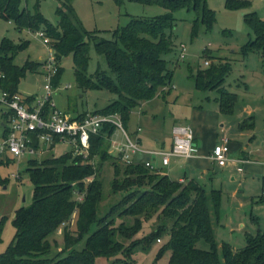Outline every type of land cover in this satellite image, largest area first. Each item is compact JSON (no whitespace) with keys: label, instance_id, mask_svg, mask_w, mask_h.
Segmentation results:
<instances>
[{"label":"trees","instance_id":"obj_1","mask_svg":"<svg viewBox=\"0 0 264 264\" xmlns=\"http://www.w3.org/2000/svg\"><path fill=\"white\" fill-rule=\"evenodd\" d=\"M129 1L158 4L167 11L150 18L131 17L124 26L113 31V40L96 41L95 50L105 57L108 72L97 71L90 77L86 69L89 50L87 40L91 33L82 27L68 1H61V6L57 7L56 25L44 19L39 11L38 0L32 13L21 6V0H0V18L14 22L18 29L31 31L38 30L39 25L44 24L42 31L51 39L58 63L52 86H58L62 72L60 63L70 55L74 78L80 89L106 90L116 96L105 108L92 113H116L127 130L126 124L132 109L159 95L158 90L170 84L172 72L164 56L173 47L171 33L166 34V30L171 32L174 25L173 12L185 8L196 13L191 27L193 35L199 24L205 30H210L215 21L214 12L207 7L206 0ZM247 4L246 0L225 2L229 9ZM244 20L254 37L241 47L240 53L245 57L258 52L264 58V20L255 12L246 13ZM26 45L27 42L13 44L5 38L0 43V70L5 74L2 86L9 95L18 93L17 83L27 71L35 72L41 66L40 62L28 60L22 66L13 63L14 56ZM230 68L229 62L211 63L191 75L196 89L218 91L222 111L228 110L234 100V94L222 86ZM31 99L32 96H28V100ZM84 113L77 116L81 117ZM113 133L114 128L105 125L99 134L91 135L85 158L73 155L70 151L58 157L47 155L40 160H27L26 172L33 186L32 201L28 206L15 210L12 220L15 234L7 250L0 254V264H95L97 256L115 257L120 251L129 255L137 246L136 242L132 241L125 248L117 236L131 238L132 235H127L126 231L133 229V234L136 233L141 218L148 219L154 214L163 216L166 221L163 220L157 226L149 240H158V236L164 232L169 236L156 259L169 252L167 264H221V258L224 264H264V230L260 229L254 235H247L242 248L233 249L230 244L223 242L220 255L213 232V224L218 222L219 217V190H206L194 179L187 183L172 180L147 167L143 157H136L133 163L122 162L120 156L113 157L108 153ZM94 158L98 160L97 168L91 162ZM112 158L115 159V178L111 182V189L113 192L124 191L119 202L122 208L117 215L133 218L131 227L125 221L114 227L112 218L104 220L105 217L98 216L99 201L102 199L100 165ZM3 182L0 179V183ZM75 194L80 195L81 199H75ZM113 208L108 212L111 213ZM74 214L76 221L73 235L64 232L63 247L52 257L48 236L55 234ZM84 238L83 247L77 248ZM200 240L208 244V250L196 247ZM123 264L131 263L126 261Z\"/></svg>","mask_w":264,"mask_h":264},{"label":"rangeland","instance_id":"obj_2","mask_svg":"<svg viewBox=\"0 0 264 264\" xmlns=\"http://www.w3.org/2000/svg\"><path fill=\"white\" fill-rule=\"evenodd\" d=\"M38 1L40 13L48 23L53 25L57 22V7L61 6V1H68L82 27L91 33V37L87 40L89 50L86 74L88 77L93 76L97 71L108 72L105 57L95 50L96 41L113 40V31L124 26L131 17L150 18L167 11L158 4H143L129 0L121 2L115 0ZM246 1H248L246 6L229 9L225 5L226 0H206L207 7L214 12L215 21L210 30H205L204 26L199 24L195 35L192 34L191 27L196 13L192 10L187 11L185 8L173 12V28L171 32L166 30V34L171 33L173 47L164 56L167 67L172 72L170 84L158 90L160 96L156 95L132 109L126 124L128 132L136 130L139 126L141 129L139 136L143 138V141L145 139L152 143L154 138L162 140L168 136L172 115L190 121L191 118H195L197 112L202 111L206 116L203 126L209 128V135H212L214 131L219 132L220 124H224L225 129L231 127V132L227 136L236 146H239L237 153L239 154L242 149L249 151L248 160L242 165L234 164L233 172L237 176L236 181H231L229 173L223 171L225 168L214 166L208 174L201 175L199 170L187 165L185 162L187 158H170L169 167L175 171L170 175L172 180L183 176V172L186 171L206 190L220 191L218 222L213 224L220 255V246L223 242L230 244L233 249H239L245 245L248 234L254 235L258 229L264 230V199L259 198L262 176H264V58L258 52L249 53L245 57L240 53L241 47L254 37L244 20V15L255 12L260 19L264 20V0ZM35 2L36 0H21V6L32 13ZM44 27V24L39 25L36 31L26 28L18 29L14 22L0 18V43L4 38L13 44L27 42L26 47L14 56V64L22 66L26 60L41 63V60L47 57V46L43 44L42 37L37 35ZM181 44L185 46L183 58L179 57ZM205 60L209 61L208 65H204ZM218 62H229L231 66L222 86L234 94V100L230 108L223 109L224 111L219 106L218 91L196 89L191 76L207 68L211 63ZM60 66L62 72L59 84L53 88L52 97L56 106L68 116L74 117L83 112L99 111L116 99L114 94L106 90L80 89L74 78L70 55L61 61ZM44 83L43 71L39 67L35 72L27 71L20 78L16 88L22 95H42ZM167 90H170L168 94ZM248 109H251L249 114ZM192 128L189 126L194 137ZM113 139L122 141V135L115 131ZM111 147L110 140L108 153L115 157ZM68 149L69 146L66 144H57L52 154L58 157L67 153ZM196 152L197 149L193 153ZM17 160L8 163L0 160L2 162L0 179L4 181L0 183V254L7 250L14 237L15 228L12 220L15 210L28 206L32 201L33 186L26 172L27 158ZM114 160V158L104 160L100 165L102 199L99 201L98 216L105 217L104 220L112 218L114 227H117L121 221H125L131 227L133 218L117 215L122 208L119 202L124 191L113 192L111 189V182L115 178ZM97 161V158L91 160L96 168ZM160 161V157H155L153 163L157 164ZM248 164L253 167L250 174L246 171L245 173L236 172V166L239 165L244 170L243 168ZM12 174H17L18 178H14ZM183 182L187 183L188 180ZM74 198L80 200L81 196L75 194ZM113 206V211L109 213V209ZM141 219V225L136 233L133 234V229L126 231L127 235H132L131 238L117 236L125 248L132 241L136 242L137 246L132 250V254L126 255L124 251H120L115 257L97 256L95 264H123L126 261H130L131 264H167L169 252L156 259L159 250L169 240L167 232L158 236L160 241L149 240L150 234L163 223V216L154 214L148 219ZM75 221L76 214L68 223L61 225L55 234L48 236L52 257L56 256L63 247L64 232L67 231L73 235ZM165 227L167 229L168 225ZM85 238L77 245V248L83 247ZM196 247L202 250L209 249L208 244L203 240L198 241ZM221 264H224L222 258Z\"/></svg>","mask_w":264,"mask_h":264},{"label":"built area","instance_id":"obj_3","mask_svg":"<svg viewBox=\"0 0 264 264\" xmlns=\"http://www.w3.org/2000/svg\"><path fill=\"white\" fill-rule=\"evenodd\" d=\"M42 42L47 46V57L41 60L40 68L43 71L45 83L42 95L28 96L19 93L9 95L2 86L5 74L0 70V160L9 161L20 158L40 160L47 155L53 156V149L57 144L69 146L67 152L87 156L91 135L99 134L105 125L114 128V132L122 135V141L110 138L112 146L116 148L115 156H120L124 163H133L136 157L145 158V165L152 169L150 157H160L162 165H167L171 157L187 158L193 156L196 149L194 137L187 125H178L172 128V145L167 150H148L141 147L138 140L137 128L135 134H130L116 113L101 115L85 112L83 116H68L60 110L52 97V80L57 72L58 63L51 46V39L43 31L38 32ZM180 58L184 57L185 46L180 45ZM208 60L204 65H208ZM66 153V152H65ZM209 159L218 166L227 163H243V159L229 156V140L222 137L212 148ZM148 158V159H147ZM264 168V163H263ZM238 171H242L240 167ZM18 178L17 174H12ZM264 198V188L261 191ZM159 241V239H158Z\"/></svg>","mask_w":264,"mask_h":264},{"label":"crops","instance_id":"obj_4","mask_svg":"<svg viewBox=\"0 0 264 264\" xmlns=\"http://www.w3.org/2000/svg\"><path fill=\"white\" fill-rule=\"evenodd\" d=\"M32 95H35V94L22 95V96H32ZM250 112H251V109H248L247 113L249 114ZM217 114L218 113H216V117L218 118ZM172 117H173V119L171 122V129L169 131L168 136L165 139L163 138L161 140L159 138H154V141L152 143H149V142L145 141V139L143 141V138L141 136H139V132H138L137 136H138V140H139L141 147L148 149V150H167L172 145V128L173 127L178 126V125H188L191 128L193 127L192 129H194V135H195L194 136V145L197 149V152L193 156L187 157V159H185V158L184 159H185V162H187V165H189L191 168L199 170L201 175L208 174L209 171L213 170L214 166H218L216 163L211 162L208 156H209L212 148L214 147V145H216L218 142H220L222 137L228 138L227 135L230 134L231 127H229L228 129L227 128L225 129L224 124H220L221 130L219 132L214 131V132H212L213 133L212 135H209L208 134L209 128H205L203 126V125H205L206 116H205L204 112H202V111H200V113L197 112L195 114V118L192 116L193 118H191V120H190V121H192V123H190L189 120L187 121L186 119L179 118V116L174 117L172 115ZM199 123H200V125H199ZM195 125H198V126H195ZM137 128H140V127L138 126ZM137 128H136V130H137ZM136 130H132L129 132H130V134L134 135ZM207 136H209V138ZM228 140H229V156L231 158L243 159L244 162L246 160H248V158L250 156L249 151L242 149L241 152L238 154L237 151L239 150L238 149L239 146H236V144L232 140H230L229 138H228ZM111 149L113 150V152L116 151V148L113 146L111 147ZM114 155H115V153H114ZM156 157H158V156H156ZM154 160H155V157L149 158V161L153 167L152 170L162 172L163 174L167 175L169 178H170L171 173L175 172L173 168L169 167L170 163H171L170 160H169L167 165H162V163H160L161 161L157 164L153 163ZM9 161H13V160H9ZM243 163H238V164L242 165ZM261 165H262V162H261ZM219 167L225 168V169H223V171L229 173L231 181H236L237 176L233 172L234 164L227 163L226 165L219 166ZM238 167H240V166L239 165L236 166V169H235L237 173H240V172L245 173V171H246L247 174L248 173L250 174L251 171H253V167L251 164L245 165V167L243 168L244 170H242V171H238L237 170ZM240 168L242 169V167H240ZM191 173H194V171L193 172L191 171ZM190 179H194V178L191 177L189 174H187L185 171V172H183V176H179V178H177L176 180L186 181V180H190ZM263 188H264V176H262L261 191ZM261 191H260L259 198L264 199L261 196Z\"/></svg>","mask_w":264,"mask_h":264}]
</instances>
